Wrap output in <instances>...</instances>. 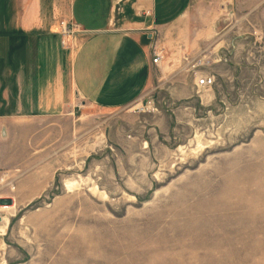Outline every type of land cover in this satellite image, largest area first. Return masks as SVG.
<instances>
[{"label":"rangeland","instance_id":"1","mask_svg":"<svg viewBox=\"0 0 264 264\" xmlns=\"http://www.w3.org/2000/svg\"><path fill=\"white\" fill-rule=\"evenodd\" d=\"M204 3L214 86L169 73L115 112L76 105L37 192L31 163L6 201L0 264H264V0Z\"/></svg>","mask_w":264,"mask_h":264},{"label":"crops","instance_id":"2","mask_svg":"<svg viewBox=\"0 0 264 264\" xmlns=\"http://www.w3.org/2000/svg\"><path fill=\"white\" fill-rule=\"evenodd\" d=\"M79 1L76 16L74 0H0V172L18 173L11 198L27 193L22 169H37L36 193L41 170L55 167L38 165V144L69 137L59 124L71 122L76 105L115 112L133 104L159 76L187 73L184 59L199 58L212 38L204 0ZM153 47L162 51L157 66Z\"/></svg>","mask_w":264,"mask_h":264},{"label":"built area","instance_id":"3","mask_svg":"<svg viewBox=\"0 0 264 264\" xmlns=\"http://www.w3.org/2000/svg\"><path fill=\"white\" fill-rule=\"evenodd\" d=\"M145 15H149V12L146 11ZM62 27L61 34L65 37L72 36L73 27L68 24L60 23ZM152 63L157 66V64L162 59V51L157 50L155 47L152 48ZM186 62L187 73L191 75L193 80V85L198 92H203L205 90L211 89L215 84V77L210 74H201L197 71L198 64L201 61H197V58L188 60L184 59ZM18 173L10 171H1L0 172V206L6 204V201H12L10 194L15 191L16 182L19 178ZM8 196V197H7ZM1 216V213H0ZM0 217V223H1Z\"/></svg>","mask_w":264,"mask_h":264},{"label":"bare ground","instance_id":"4","mask_svg":"<svg viewBox=\"0 0 264 264\" xmlns=\"http://www.w3.org/2000/svg\"><path fill=\"white\" fill-rule=\"evenodd\" d=\"M65 187L66 188L69 187L68 183L65 184L64 188ZM10 205H8L6 203V204H3L0 206V213H1L0 217L2 218L1 223H0V233L4 232L3 230H6V227L8 225V216L13 214V209H14L15 205L14 206H13V204H10ZM11 207H12V209H10ZM10 210H12V211H10Z\"/></svg>","mask_w":264,"mask_h":264}]
</instances>
